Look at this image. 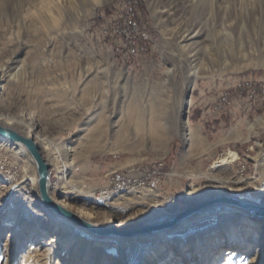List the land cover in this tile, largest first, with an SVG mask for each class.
<instances>
[{
	"label": "rangeland",
	"instance_id": "obj_1",
	"mask_svg": "<svg viewBox=\"0 0 264 264\" xmlns=\"http://www.w3.org/2000/svg\"><path fill=\"white\" fill-rule=\"evenodd\" d=\"M44 1L0 0V124L35 140L55 201L93 224L117 229L164 221L219 194L264 203V166L254 167L264 144V64L256 65L264 51H248L238 42L232 52L213 48L215 33L205 25L207 9L199 0H106L85 16L78 15V2L69 9ZM236 1L249 12L242 25L264 24V0ZM124 18L138 29L124 34ZM191 40L196 43L189 53ZM190 59L200 73L188 93ZM96 71L110 74L99 83L108 87L103 129L91 128L98 119L82 126L101 110L83 93ZM134 105L167 111L172 134L165 143L128 119ZM20 118L31 120L30 130ZM229 150L238 159L215 166ZM242 165L246 171L240 173ZM250 179L255 185L243 190ZM41 205L32 157L8 140L0 145V264H119L121 258L122 264H151L150 256L162 252L155 264H264V218L248 212L239 215L241 230L248 232L243 244L206 242L203 257L194 261L195 252L172 245L171 239L222 234L223 223L236 216L226 209L234 206L191 214L189 224L164 229L171 233L156 241L131 238L118 246L114 239L96 243L63 217L51 221ZM43 231L72 239L51 242ZM62 246L65 251L56 253ZM87 247L106 260L85 257Z\"/></svg>",
	"mask_w": 264,
	"mask_h": 264
},
{
	"label": "bare ground",
	"instance_id": "obj_2",
	"mask_svg": "<svg viewBox=\"0 0 264 264\" xmlns=\"http://www.w3.org/2000/svg\"><path fill=\"white\" fill-rule=\"evenodd\" d=\"M105 1L106 0H45L42 3H45V4L49 3L50 5H54V6H60L61 4H64L65 6H67V8L70 9L73 6H75L78 2V7H80L82 10L80 14L78 13V15L85 16L88 13L89 8H91L92 6L100 5L104 3ZM199 3L202 5L201 8L207 9V14L203 16L205 25L207 26V28H208V25H210V28H208L209 32L212 30L213 33H215L214 35L216 38H214L215 40H213V45H214L213 48H223V49L227 48L228 50L232 52V50L235 48L233 47V45L236 44L235 42H238L240 48H247L248 51L249 50L251 52L255 51L258 54H261L264 51V24L262 22H259L255 25H252L251 27H245L244 25H242L241 19H245L246 21V18H248L246 17V15H249L248 14L249 12H244L242 10H239V7L241 8L242 6L241 4L238 5V2L236 0H231V1L226 0L225 3L223 2V0H199ZM154 11L155 10H153V12ZM153 14L156 15V12ZM57 18L59 19V15H57ZM71 19H72V14L70 15V20ZM57 22H58L57 19L56 20L54 19L51 23L52 27H55L57 25ZM232 23H234V26H231ZM192 30L193 28L190 25L187 27V29L183 33L187 32L186 33V36H187L190 32H192ZM191 38L192 37H190L189 39ZM195 43L196 42L192 40L189 41V43H186L189 53L192 52L193 48L195 47ZM202 52L204 54L206 52V49H202ZM192 56L193 54H191V57ZM195 60L196 59H190V62L188 63V66L186 69L187 74L185 76V81L187 82L186 90L188 91V93L193 88V82L200 73L199 63L195 62ZM263 64H264V60H258V62L256 63V65H260V66ZM109 75L110 74H108L107 71L105 72L96 71L93 74H91V77L85 82L84 84L85 90L83 91V93L89 96L87 100L90 98V101H92V104L94 105V107L98 105H102V106L101 108L99 107L101 110L98 112L92 113L91 116H89L86 119V121L82 123V126L87 124V120H93V119H98L96 122L93 121L94 125H91L92 126L91 128L93 129L94 128L103 129L105 126V123L107 124L104 114H105V108H106L107 99H108L107 98L108 87L103 83L102 84H99V83L102 82L104 79L108 78ZM189 104H190V99H189V94H187L182 104V109H184L183 114L185 113V109L187 108ZM152 108L153 107H151V110ZM166 113L167 111L164 112L159 107L155 108L153 111H150L147 108H144L143 106L134 105L129 108V112H128L129 118L128 119L131 121H135L141 129L147 130L151 136H157L161 143H165L169 135L172 134V130H171L172 128L170 127L171 117ZM12 119L13 118H9V117L5 118L7 122L12 121ZM28 120L29 121L27 122L23 118L18 119L21 125H23L24 127L30 130L33 124L29 118ZM93 129L91 130L93 131ZM189 129H190L189 124L187 120H185L184 118V121L182 124V131H183V136L185 140L188 139L187 136L189 135ZM91 130L90 132H92ZM7 141L5 138L2 139L0 141V145H4ZM85 151L87 153L91 152L89 148H86ZM237 159H238L237 153L229 150L226 154L218 158L216 162L217 164L215 163V166H226L227 164L233 163ZM240 173H243V172L240 171ZM243 185L244 187L242 189L245 190L246 189L245 187L254 186L255 182L253 179H250L248 181H245ZM48 188H49V180L47 183V192L49 195ZM51 199L55 201L52 197ZM55 202L63 208H65L64 206H68L66 203L62 201H60L62 205L59 204L57 201ZM41 209H42L44 216L48 217L51 221L57 222L60 220L59 217L61 216L56 214L51 209L47 207L45 208V206H42V205H41ZM226 210L228 212H234L236 216L228 218V220L225 223H223V225L221 226L222 234L214 235V233L212 232L204 236H194L187 240L171 239V242L174 248L181 249V251L184 254H187V253L193 254V252H195L194 253L195 257L193 259L194 261L200 257H203L201 250H202V246H204L206 242L210 243V245H213L217 242L218 243H231L234 245L243 244V242H246L247 241L246 235L248 234V232H243L241 230L239 215L240 214L246 215L247 211L239 207L236 208V206L229 207ZM192 217H193L192 215L184 217L176 225H178V228H182L186 224L190 223ZM260 218H263V217H260ZM172 228H167V229H172ZM43 233L45 234L44 237L47 239H50L51 242H55L57 240H63L64 242H70V240L72 239L71 236L70 237L65 236L64 234H61V233H50L46 231H43ZM170 233H171L170 230L163 229V230L154 231V232L141 234V235H135V236L132 234H128V233L122 236H117L113 234L102 235V236L95 235L93 233L91 234L94 236L93 238L95 239L96 243L114 239L118 241L119 243L118 246L119 245L121 246L123 242L124 243L128 242V240H130L131 238H137V240H140V241H156L158 239L166 237ZM259 244H260V247L264 248V235L260 237ZM65 249H66L65 246L58 247L57 249H55L56 250L55 252L62 253L65 251ZM228 252H229L228 249H225L224 254L226 253L228 254ZM84 253L87 254L85 255V257L88 258L90 254L92 258L93 257L97 258L98 262H104L106 260L101 255H95L96 253L94 252V249H92L91 247H87L86 249H84ZM164 253L162 252L161 255H156V254L151 255L150 256L151 264H155V262H157L159 258L164 256ZM232 254L235 255L236 254L235 251H233ZM87 258H85V260H87ZM80 261L82 262V260ZM88 262L90 261L87 260V263ZM123 262H124V258H121V260L119 261V264H122ZM142 264H145V261H143Z\"/></svg>",
	"mask_w": 264,
	"mask_h": 264
},
{
	"label": "water",
	"instance_id": "obj_3",
	"mask_svg": "<svg viewBox=\"0 0 264 264\" xmlns=\"http://www.w3.org/2000/svg\"><path fill=\"white\" fill-rule=\"evenodd\" d=\"M0 137L21 144L22 146H24V148L32 157L37 169L39 198L44 203V205L47 208L54 211L59 216L73 222L79 228L88 231L90 233H93L95 235L102 236V235L113 234L117 236H122L128 233L135 236V235L146 234L167 228H172L181 219L193 213L201 212L215 206H224V205L236 206L243 210H246L255 217L264 218V203H256L253 201H248L245 199L235 197L233 195L219 194L207 198L204 201L199 202L193 206L180 210L164 221L150 223L132 229H117L114 227L96 225L86 221L77 214L61 207L55 201H53L51 197L48 195L47 183L49 180V166L46 163L45 159L43 158L39 146L31 136L28 137L22 135L17 131L0 124Z\"/></svg>",
	"mask_w": 264,
	"mask_h": 264
},
{
	"label": "built area",
	"instance_id": "obj_4",
	"mask_svg": "<svg viewBox=\"0 0 264 264\" xmlns=\"http://www.w3.org/2000/svg\"><path fill=\"white\" fill-rule=\"evenodd\" d=\"M121 25L125 26V27H120V29H122L123 33L127 30V28L130 29V30H133V31H136L138 29L136 23L133 22L130 18H128V19L124 18L122 20ZM124 34H126V33H124ZM258 165L259 166H264V144L261 145V152L259 154V158H258L257 164H254L255 167L258 166ZM240 171L241 172L246 171V165H242L241 168H240ZM114 179L116 181L115 184H117V185L121 182L120 180H118L116 178H114Z\"/></svg>",
	"mask_w": 264,
	"mask_h": 264
},
{
	"label": "snow or ice",
	"instance_id": "obj_5",
	"mask_svg": "<svg viewBox=\"0 0 264 264\" xmlns=\"http://www.w3.org/2000/svg\"><path fill=\"white\" fill-rule=\"evenodd\" d=\"M10 231V230H9Z\"/></svg>",
	"mask_w": 264,
	"mask_h": 264
}]
</instances>
